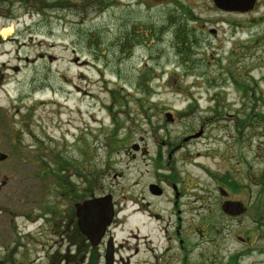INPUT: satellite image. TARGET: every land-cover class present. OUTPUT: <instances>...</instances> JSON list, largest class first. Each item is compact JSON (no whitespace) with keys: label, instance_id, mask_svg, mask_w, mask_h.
<instances>
[{"label":"rangeland","instance_id":"374dc122","mask_svg":"<svg viewBox=\"0 0 264 264\" xmlns=\"http://www.w3.org/2000/svg\"><path fill=\"white\" fill-rule=\"evenodd\" d=\"M22 2L0 0V264H103L72 212L107 194L115 264H264V2Z\"/></svg>","mask_w":264,"mask_h":264},{"label":"water","instance_id":"95a60500","mask_svg":"<svg viewBox=\"0 0 264 264\" xmlns=\"http://www.w3.org/2000/svg\"><path fill=\"white\" fill-rule=\"evenodd\" d=\"M215 6L224 11H246L251 9L254 0H212ZM171 120L169 114L166 115ZM135 150L137 146L133 147ZM6 155L0 152V161L6 159ZM149 191L153 195H160L161 190L156 185H150ZM224 213L233 215L237 212V206L231 202H224L221 206ZM75 216L80 233L86 237L89 244L95 247L101 241L106 229L110 226L114 210L111 195L92 197L81 203L75 204ZM113 242L109 238L104 255V264H113Z\"/></svg>","mask_w":264,"mask_h":264},{"label":"trees","instance_id":"16d2710c","mask_svg":"<svg viewBox=\"0 0 264 264\" xmlns=\"http://www.w3.org/2000/svg\"><path fill=\"white\" fill-rule=\"evenodd\" d=\"M14 1H20L21 3H23L22 0H14ZM24 5H26V2L24 3ZM180 31H181V33H177V32H176V34H175V35H176V41H177V43H180L178 49L181 48V49H182V50H181V53L184 54V55H186V56H188L190 52L187 53V50L191 48L192 44H191V43H188V42L186 41L184 31H183V30H180ZM129 36L131 37L130 34H128V35L125 37V44H126V45H127L128 42H129V39H128ZM122 47L125 48L126 46H125L124 44H122ZM178 53H180V52L178 51ZM191 53H192V52H191ZM192 56H193V54H191V56H188L186 59H182V60L180 61V64L183 65L186 69H190L191 67L188 66V62H189V60H190V58H191ZM56 163H57V164H62V162H59V160L56 161ZM60 167L63 168V165H61ZM60 181H61V178H59V183H58V184H63V183H64L63 181H61V182H60ZM69 192H72V191L70 190ZM87 197H88V196H87ZM72 215H73V212H72ZM76 233L79 234V233L77 232V229H76ZM77 237H78V235H77ZM79 237H80V239H81L82 241H84L83 237H81L80 235H79ZM80 258H81V254H80ZM66 260H67V258L64 260V263L66 262ZM80 263H81V261H79V264H80Z\"/></svg>","mask_w":264,"mask_h":264},{"label":"flooded vegetation","instance_id":"af4514ba","mask_svg":"<svg viewBox=\"0 0 264 264\" xmlns=\"http://www.w3.org/2000/svg\"><path fill=\"white\" fill-rule=\"evenodd\" d=\"M262 2H264V0H254V5H253V9L258 5V4H261ZM45 215V211L44 209L42 210L41 212V215L39 217H36L37 220H39V218H43L44 220L46 219V217L44 216ZM38 222V221H37ZM36 222V223H37Z\"/></svg>","mask_w":264,"mask_h":264},{"label":"bare ground","instance_id":"6f19581e","mask_svg":"<svg viewBox=\"0 0 264 264\" xmlns=\"http://www.w3.org/2000/svg\"><path fill=\"white\" fill-rule=\"evenodd\" d=\"M7 31H9V29Z\"/></svg>","mask_w":264,"mask_h":264}]
</instances>
